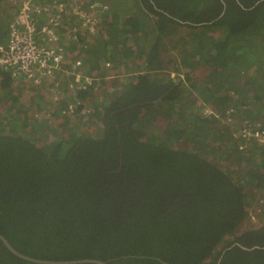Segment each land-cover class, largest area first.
<instances>
[{"label":"trees","instance_id":"obj_1","mask_svg":"<svg viewBox=\"0 0 264 264\" xmlns=\"http://www.w3.org/2000/svg\"><path fill=\"white\" fill-rule=\"evenodd\" d=\"M98 1L114 4L81 56L93 78L82 103L69 112L71 88L60 100L40 91L43 109L0 113V234L46 260L264 264V209L262 225L241 229L249 191L264 193V144L204 112L233 108V124L264 129V0ZM182 27L190 46L166 68L164 40ZM16 82L0 70L15 102ZM160 120L163 133L152 132ZM56 121L66 131L40 146ZM231 155L233 169L222 162ZM0 264L40 263L0 239Z\"/></svg>","mask_w":264,"mask_h":264},{"label":"built area","instance_id":"obj_2","mask_svg":"<svg viewBox=\"0 0 264 264\" xmlns=\"http://www.w3.org/2000/svg\"><path fill=\"white\" fill-rule=\"evenodd\" d=\"M113 4L98 0H22L9 23L6 42L0 43V70L48 92L54 100L63 99L64 88L68 86L74 93V101L67 108L74 112L82 103L77 92L89 88L93 78L81 69V60L71 56L67 46L69 43L82 45L80 36H88L86 40H89L98 35ZM113 65L111 61L105 63L109 69ZM119 76L123 73L105 79ZM204 112L230 124L238 138L264 144V129L260 124L255 127L233 124V108L225 114L209 107Z\"/></svg>","mask_w":264,"mask_h":264},{"label":"rangeland","instance_id":"obj_3","mask_svg":"<svg viewBox=\"0 0 264 264\" xmlns=\"http://www.w3.org/2000/svg\"><path fill=\"white\" fill-rule=\"evenodd\" d=\"M21 1L22 0H0V29H3L2 32L0 30L1 34L3 33V31H5V33L3 34L7 35L6 31L9 26V23L11 22L12 18L17 13L20 7ZM147 27L153 30V27L150 26V24H148ZM180 30L182 31L179 32L178 34H180L181 36L176 34L175 36L168 37L164 40V45L162 47L161 56L163 58L164 65L166 66V68L168 67L172 68L173 60L174 59L179 60L181 57L180 55L181 51L187 50V48L190 46V40L192 36L189 33V29L186 27H182L180 28ZM93 38L94 37H91V39ZM83 52H85L84 48L82 51L80 50L78 52L75 49L71 52L70 55L73 57L79 58L80 56L83 55ZM142 56L144 57V54H142ZM79 59L81 60V57ZM81 62H82L81 69L85 70V68L88 67V64H84L82 60ZM136 67L137 69L135 72L140 71L141 70L140 67H142V61H140ZM115 73L117 74L120 72L116 71ZM175 75L176 73L171 70V76H175ZM257 76L264 82V70ZM115 79L116 78H114L113 80ZM0 87H1V84H0ZM64 90H65V95L63 98L65 99L67 98L70 88L68 86H65ZM12 91L18 97V101L16 102L14 101L13 98L10 97L8 91L0 90V113H2L3 119L6 115H11L12 113L14 114V113L20 112L19 108H21L22 111L26 110V108L28 106L30 107L32 104H37L38 108L40 107V109L44 108V107H41V102L44 101L41 96H43L44 93L43 95L39 94L40 90L30 85L29 83H26L24 81L16 82V84H14L12 87ZM32 91H34V93ZM27 97H30V99H27ZM48 122H50V119ZM56 124L57 125L59 124V126L52 131L48 130V128L42 130L41 138L42 140L44 139L45 140L44 142L42 140H40V142L37 141L38 144L41 143L40 146L45 147L44 144H48L52 140L57 139L58 135H60L61 132L64 133L66 131V128L68 127V124L62 125L63 123H61L60 121H56V123H54V126H56ZM60 127H62V130L60 129ZM164 128H165V122L160 120V121H156L155 125L153 124V129H150V130L152 132L159 134V133H163ZM32 129H33L32 125L30 124L27 130L30 131ZM235 138H238V137L235 135ZM35 139H38V137ZM232 153H236V151L234 150ZM216 155L218 159H221L224 157V155L220 153H217ZM222 162L225 167L230 168V169H233V167L238 166L237 160L232 159V155L227 160H223ZM249 195L251 197L250 204L248 206L250 215L245 221V223H243V225L241 226L242 230L260 226L262 225V222H263V218H261L260 217L261 215L259 214L264 209V193L252 187L251 190L249 191Z\"/></svg>","mask_w":264,"mask_h":264},{"label":"water","instance_id":"obj_4","mask_svg":"<svg viewBox=\"0 0 264 264\" xmlns=\"http://www.w3.org/2000/svg\"><path fill=\"white\" fill-rule=\"evenodd\" d=\"M0 239L5 243V245L8 247L10 251H12L16 256L28 260L35 263L40 264H79V263H95V264H107L105 261L99 260V259H93V258H86L82 260H46V259H38L31 257L29 255L21 253L19 250H17L13 245L5 238L2 234H0Z\"/></svg>","mask_w":264,"mask_h":264},{"label":"crops","instance_id":"obj_5","mask_svg":"<svg viewBox=\"0 0 264 264\" xmlns=\"http://www.w3.org/2000/svg\"><path fill=\"white\" fill-rule=\"evenodd\" d=\"M6 37H7V35H4V40H3V42H5L6 41ZM3 42H1V43H3ZM95 44H97L95 41H94V38L93 39H90V41H85V44L83 43L82 45H73V44H71L72 46H71V48H69V46H67V48H68V53H70L71 54V52L73 51V49H79V48H81V51L83 50V48L85 49V47L87 48L88 46H94ZM78 52V51H77ZM52 99V96L50 95V99L49 100H51Z\"/></svg>","mask_w":264,"mask_h":264},{"label":"clouds","instance_id":"obj_6","mask_svg":"<svg viewBox=\"0 0 264 264\" xmlns=\"http://www.w3.org/2000/svg\"><path fill=\"white\" fill-rule=\"evenodd\" d=\"M16 15V14H15ZM7 37H8V33H7ZM89 39H91V38H89ZM6 40H7V38H6ZM85 41H89V40H85ZM6 42V41H5ZM5 42H3V43H5ZM74 45V44H73ZM81 57V56H80ZM79 57V58H80ZM74 58H77V59H79L78 57H74ZM120 73H122L121 71H120Z\"/></svg>","mask_w":264,"mask_h":264}]
</instances>
